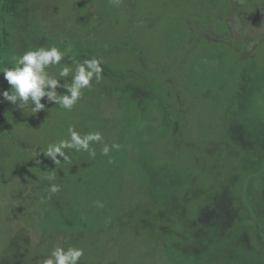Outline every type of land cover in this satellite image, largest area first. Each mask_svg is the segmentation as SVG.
<instances>
[{
    "label": "rangeland",
    "instance_id": "rangeland-1",
    "mask_svg": "<svg viewBox=\"0 0 264 264\" xmlns=\"http://www.w3.org/2000/svg\"><path fill=\"white\" fill-rule=\"evenodd\" d=\"M97 3L1 16L0 264H264V0Z\"/></svg>",
    "mask_w": 264,
    "mask_h": 264
},
{
    "label": "trees",
    "instance_id": "trees-1",
    "mask_svg": "<svg viewBox=\"0 0 264 264\" xmlns=\"http://www.w3.org/2000/svg\"><path fill=\"white\" fill-rule=\"evenodd\" d=\"M26 0H0V20L2 19V15L4 16H17L21 6L24 4ZM108 0H99V3H97L98 8H104L105 5L107 4ZM15 65H13L14 67ZM10 72H8V75H10L11 77L14 75V71L12 69H9ZM126 88H136V89H140L138 88V85L130 82L126 85ZM136 98L140 99V96H133L131 97L132 100L139 102V100H137ZM1 125H0V133H1ZM41 243V242H40ZM23 247H25L22 244ZM22 251H26V249H22ZM26 264V260H24ZM33 264H35L34 262H32Z\"/></svg>",
    "mask_w": 264,
    "mask_h": 264
}]
</instances>
